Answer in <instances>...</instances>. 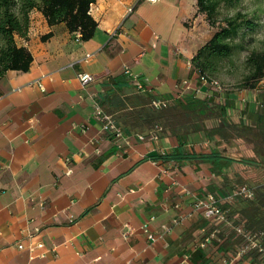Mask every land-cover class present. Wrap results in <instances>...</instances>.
Segmentation results:
<instances>
[{"label":"crops","instance_id":"1","mask_svg":"<svg viewBox=\"0 0 264 264\" xmlns=\"http://www.w3.org/2000/svg\"><path fill=\"white\" fill-rule=\"evenodd\" d=\"M91 14L98 28L83 40L32 11L29 36L19 38L34 55L31 69L0 78V264H246L232 260L231 238L195 246L207 226L197 200L238 186L224 183L198 155H243L172 114L184 118L180 101L205 100L193 58L212 34L198 1L97 0ZM82 72L95 80L84 85ZM263 92L264 79L257 89L216 91L226 104L206 103L235 100L241 115L246 98L249 111L261 112ZM155 100L168 102L171 116L139 120L137 111ZM98 105L123 122V136L104 131ZM233 169L243 173L235 163L231 176ZM242 200L231 211L251 224Z\"/></svg>","mask_w":264,"mask_h":264},{"label":"trees","instance_id":"2","mask_svg":"<svg viewBox=\"0 0 264 264\" xmlns=\"http://www.w3.org/2000/svg\"><path fill=\"white\" fill-rule=\"evenodd\" d=\"M97 0H0V78L9 70L29 71L34 61L31 50L18 43L19 38H28L31 26V13L35 9L40 10L51 26L65 23L71 32L78 30L82 33L83 40L94 37L98 28V21L91 14V6ZM198 12L215 25L216 15L222 2L226 5H235L238 0H197ZM227 25L215 31L213 36L198 50L193 58V64L201 74L213 78L211 74L216 71V63L213 59L229 56L234 48L244 49L241 42L235 43V38L240 35L242 28L254 30L258 25L256 17L248 18L247 14L239 11L234 16L225 19ZM246 36V31L241 33ZM53 33L43 36L46 40ZM246 68L249 73L245 77L246 87L257 89L264 79V41L263 46L255 48L247 57ZM264 99V92L259 100ZM152 103V101H151ZM179 107L185 111L172 113L170 106L140 108L137 118L147 124L162 123L172 114L178 115L179 119L188 120L190 129H204L209 137L220 135L229 140L237 148L243 149V155L235 158L219 150H213L210 154L198 155L200 158L210 161L213 172L223 179L224 183L234 185H246L252 182L245 176L254 175L256 171L264 173V110L263 112L249 111L244 109V115L237 113L235 100L229 101L227 105L209 107L205 100L198 98L194 102L186 104L182 101ZM112 115V113H109ZM127 116H125L126 118ZM115 119V118H114ZM177 119V120H179ZM123 120V119H122ZM118 125H123L120 119H115ZM143 123V124H144ZM247 143H252L249 148ZM190 155V158L198 157ZM239 164L243 173L233 169L231 176L230 168L233 164ZM249 185V184H247ZM255 190V198L242 200V207L249 208L250 202L258 197V189L250 184ZM258 205L259 202L256 201ZM252 217V226L264 223L255 214ZM251 220V219H250ZM263 228V227H261Z\"/></svg>","mask_w":264,"mask_h":264},{"label":"built area","instance_id":"3","mask_svg":"<svg viewBox=\"0 0 264 264\" xmlns=\"http://www.w3.org/2000/svg\"><path fill=\"white\" fill-rule=\"evenodd\" d=\"M157 1V0H150ZM79 38H82L80 30L75 32ZM90 55H88L89 57ZM127 73L132 78V83L139 89H143L144 85L138 75H135L128 68ZM80 80L84 85L95 80V75L82 72L79 74ZM197 80L200 85L196 89L198 93L204 94V99L208 103L217 100L219 104H226L227 99L222 95H216V91H223L224 87L216 78H210L198 71ZM190 80L184 81V85L189 86ZM202 85L207 86L204 90ZM169 103L162 100H155V107L167 106ZM247 99L242 98L239 113L244 115ZM264 108V105H262ZM96 115L104 122V131L116 135L123 136V129L115 122L113 117L106 113L104 109L98 105ZM153 139H158L156 133H151ZM146 135H141L140 139H145ZM255 190L249 185H238L234 187L228 195L210 192L206 198H200L195 204L197 213L203 214L207 221V226L203 229L201 236L196 240L197 248H206L208 246H217L231 238L236 241L232 248L231 258L239 263L246 264H264V230L254 227L250 224L249 218L242 213H232L231 206L237 199L250 200L255 198ZM153 238V235H150ZM22 248L23 245H20Z\"/></svg>","mask_w":264,"mask_h":264},{"label":"rangeland","instance_id":"4","mask_svg":"<svg viewBox=\"0 0 264 264\" xmlns=\"http://www.w3.org/2000/svg\"><path fill=\"white\" fill-rule=\"evenodd\" d=\"M36 10V9H35ZM239 11L247 14L248 18L256 17L258 25L254 30L242 28L240 35H238L234 42H241L245 45L244 49L234 48L233 52L229 56H225L218 59H213L216 63V71L211 74L213 78L218 79L224 88L229 91L232 90H253L246 87L245 77L249 71L246 68L247 57L255 48L263 46L264 41V0H238L235 1V5H226L222 2L218 8L216 15L217 23L213 25L209 18L203 17L202 22L205 26L211 30V34L227 25L225 20L227 17L234 16ZM246 31V36L242 37L241 33ZM210 39V38H209ZM208 39V40H209ZM20 39H18L19 43ZM20 44V43H19ZM241 101L239 103L240 108ZM263 103H261V112H263ZM245 179H250L252 182L247 184L255 185L258 189V197L254 202H250L251 213L255 214L264 223V173L262 171H256L254 175L245 176ZM257 202L260 203L258 205ZM259 227L263 225L259 224ZM262 229V228H261Z\"/></svg>","mask_w":264,"mask_h":264}]
</instances>
